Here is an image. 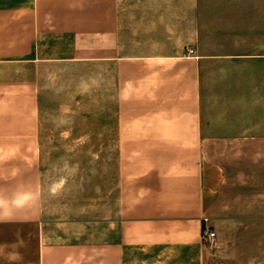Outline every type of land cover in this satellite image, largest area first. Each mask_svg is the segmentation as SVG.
I'll list each match as a JSON object with an SVG mask.
<instances>
[{"label": "crops", "instance_id": "1", "mask_svg": "<svg viewBox=\"0 0 264 264\" xmlns=\"http://www.w3.org/2000/svg\"><path fill=\"white\" fill-rule=\"evenodd\" d=\"M140 9L132 29L106 6L98 40L71 20L52 31L35 0H0V264H69L72 249L79 264H213L202 144H264V0H145ZM52 61L104 62L122 76L117 209L79 247L51 244L41 201L35 69ZM257 245L248 260L251 247L220 249L218 262L264 264Z\"/></svg>", "mask_w": 264, "mask_h": 264}, {"label": "rangeland", "instance_id": "2", "mask_svg": "<svg viewBox=\"0 0 264 264\" xmlns=\"http://www.w3.org/2000/svg\"><path fill=\"white\" fill-rule=\"evenodd\" d=\"M144 1L35 0V12L43 9L51 17L52 31L71 20L83 34L96 31L104 40L106 6L114 8L115 24L136 29ZM35 71L44 219H50L51 244L79 247L93 221L117 209L115 127L122 76L118 68L99 61L44 62ZM202 159L203 230L215 232L212 240L205 239L212 263L219 264L220 249L229 254L236 244L252 248L243 255L248 260L264 243V144H202ZM19 247L31 252L29 245ZM80 256L72 249L69 264H79Z\"/></svg>", "mask_w": 264, "mask_h": 264}, {"label": "built area", "instance_id": "3", "mask_svg": "<svg viewBox=\"0 0 264 264\" xmlns=\"http://www.w3.org/2000/svg\"><path fill=\"white\" fill-rule=\"evenodd\" d=\"M203 236L206 239L212 240L214 238V236H215V232L214 231H204Z\"/></svg>", "mask_w": 264, "mask_h": 264}]
</instances>
